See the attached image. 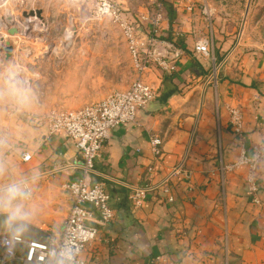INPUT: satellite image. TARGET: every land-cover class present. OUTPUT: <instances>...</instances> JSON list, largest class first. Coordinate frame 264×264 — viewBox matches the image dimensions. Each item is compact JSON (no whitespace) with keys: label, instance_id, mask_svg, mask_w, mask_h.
<instances>
[{"label":"crops","instance_id":"crops-1","mask_svg":"<svg viewBox=\"0 0 264 264\" xmlns=\"http://www.w3.org/2000/svg\"><path fill=\"white\" fill-rule=\"evenodd\" d=\"M166 1L173 16L164 5L162 32L178 41L183 55L173 74H149L156 99L136 122L111 132L96 162V182L107 185L115 218L83 258L88 264H146L168 254L174 264H264V161L255 195L249 164L237 165L264 143V52L242 37L228 52L217 34L219 76L212 82V59L194 51L203 30L194 10H187L191 0ZM142 9L128 16L138 20L150 13ZM15 105L0 94V189L22 183L28 196L20 201L21 220L46 235L58 232L73 204L63 186L81 177L83 156L33 114L19 120ZM233 108L243 114L242 136L232 127ZM156 137L162 140L158 158L151 147ZM27 151L32 158L24 161ZM139 187L146 197L137 207L131 195Z\"/></svg>","mask_w":264,"mask_h":264},{"label":"rangeland","instance_id":"rangeland-1","mask_svg":"<svg viewBox=\"0 0 264 264\" xmlns=\"http://www.w3.org/2000/svg\"><path fill=\"white\" fill-rule=\"evenodd\" d=\"M155 4L151 0H0V19L12 13L23 21L34 17L24 33L19 24L14 25L19 31L15 37L0 26V37L7 35L14 46L13 56L4 62L0 49V94L15 100L13 113L20 120L32 114L34 119L42 118L54 109L79 108L128 88L136 73L113 13L115 9L129 14L143 8L153 14ZM191 6L203 37L216 40L217 34L223 36L228 52L242 37L264 52V0H191ZM205 7L212 12L217 31H206ZM73 24L76 31L71 30ZM41 25L44 31H37ZM7 41L1 45L5 47ZM215 48L216 64L207 71L212 82L219 76L220 65ZM16 71L29 82L10 80L9 72ZM38 108L46 113L38 115Z\"/></svg>","mask_w":264,"mask_h":264},{"label":"built area","instance_id":"built-area-1","mask_svg":"<svg viewBox=\"0 0 264 264\" xmlns=\"http://www.w3.org/2000/svg\"><path fill=\"white\" fill-rule=\"evenodd\" d=\"M107 7H108V3ZM188 11H193L189 5ZM163 0L155 4L153 14L140 15L132 19L120 10H114V17L125 37L131 63L136 78L123 90H114L99 102H92L75 109H54L37 123L44 126L50 135L60 134L71 141L82 154L84 163L78 180L64 184L73 199V204L58 232L47 234L42 240H26L21 236L0 232V264H88L83 254L99 239L101 228H105L115 218L111 206L110 192L104 182H96V162L102 155L111 132L120 125L136 122L140 112L146 110L157 97V88L149 81V74L161 71L173 74L183 49L164 37L162 22L165 19ZM209 26L212 25V12L203 10ZM195 53L212 59L213 37L201 36L195 43ZM234 132L242 136L243 114L240 109L230 110ZM162 140L151 141L156 158L162 155ZM24 161L32 158L27 151ZM264 161V143L255 148L252 157L243 156L237 165L249 164L248 183L250 193L256 194V171ZM168 192V189H166ZM146 197L144 188H135L131 199L139 207ZM171 200H173L171 198ZM259 203L257 197L254 198ZM146 264H174L168 254L153 257Z\"/></svg>","mask_w":264,"mask_h":264},{"label":"clouds","instance_id":"clouds-1","mask_svg":"<svg viewBox=\"0 0 264 264\" xmlns=\"http://www.w3.org/2000/svg\"><path fill=\"white\" fill-rule=\"evenodd\" d=\"M28 193L22 183H10L0 189V212L7 213L8 222L11 223L23 216L20 201L26 199Z\"/></svg>","mask_w":264,"mask_h":264},{"label":"trees","instance_id":"trees-1","mask_svg":"<svg viewBox=\"0 0 264 264\" xmlns=\"http://www.w3.org/2000/svg\"><path fill=\"white\" fill-rule=\"evenodd\" d=\"M164 5L168 8L170 15L173 16L171 2L165 0ZM172 41L178 45L177 40ZM168 78L166 77L165 80L167 81ZM0 231H5L9 235L21 236L26 240H42L46 236L44 231L21 219L9 223L7 214H0Z\"/></svg>","mask_w":264,"mask_h":264},{"label":"bare ground","instance_id":"bare-ground-1","mask_svg":"<svg viewBox=\"0 0 264 264\" xmlns=\"http://www.w3.org/2000/svg\"><path fill=\"white\" fill-rule=\"evenodd\" d=\"M31 13V12H30ZM28 13H26L25 15H27ZM32 14V13H31ZM6 15V14H5ZM4 16V15H3ZM6 17V16H5ZM27 16H25L26 18ZM27 19V18H26ZM34 17H31L29 18L27 21H23L21 18H20V15H17L16 13L12 15H8L6 18H2L0 19V26L1 25H4V26H7L8 23H12V24H19V27H22V31L23 33L27 31V28L28 27H31L32 25L28 22V21H31L33 20ZM45 25V23H44ZM17 26H12L11 28H16ZM44 26L41 25V27H37V31H44V29H42ZM47 26H45L46 28ZM10 28V27H9ZM47 29V28H46ZM70 31V30H69ZM68 31V32H69ZM71 33V32H70ZM68 34V33H67ZM32 34H30L29 36H31ZM39 35V34H38ZM15 37V36H14ZM7 35H4L3 37L1 36L0 37V49L4 48V46H2L1 44L4 42V41H7L6 40ZM42 39V38H41ZM74 39V38H72ZM8 42V41H7ZM45 51L41 52L40 54H44ZM25 77H22L21 76V72L20 71H16V72H9V79L10 80H16L17 82H21V83H28L29 80L28 79H24Z\"/></svg>","mask_w":264,"mask_h":264},{"label":"water","instance_id":"water-1","mask_svg":"<svg viewBox=\"0 0 264 264\" xmlns=\"http://www.w3.org/2000/svg\"><path fill=\"white\" fill-rule=\"evenodd\" d=\"M37 14H38L39 17H42L40 11H38ZM11 25L14 26L15 24H11ZM5 30L8 32V34H9L10 36H13V35H14V36H17V35H19V34H18L19 31H18L17 28H11V27L8 28V26H6V27H5ZM71 30H72V31H76V30H77L75 24L71 25ZM25 35L27 36V34H25ZM1 52L4 53V57H5V60H3V62H4V61H7V60L10 59V58L13 56V54H14V46H12L11 42L8 41L7 44L5 45V47L1 49Z\"/></svg>","mask_w":264,"mask_h":264}]
</instances>
